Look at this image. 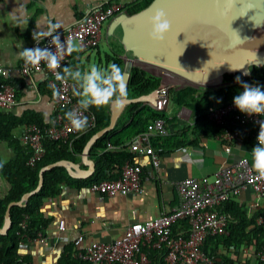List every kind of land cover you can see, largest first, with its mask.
<instances>
[{
  "label": "trees",
  "instance_id": "16d2710c",
  "mask_svg": "<svg viewBox=\"0 0 264 264\" xmlns=\"http://www.w3.org/2000/svg\"><path fill=\"white\" fill-rule=\"evenodd\" d=\"M152 1L141 0L132 9H129L128 13L133 14L142 10ZM106 59L107 63H116L123 69L125 68V59L117 54H108ZM237 76H240L245 83L264 86V67L254 66L251 76L227 74L224 83L219 87H198L190 84L181 87L172 85L169 89V104L164 110H157L147 102L127 105L114 129L106 132L91 146L89 155L96 163L95 171L91 176L76 178L69 173L66 167L56 166L44 173L43 186L28 199L26 206L12 207L11 228L7 234H0V263L32 264L27 257L19 253L21 237L17 231L20 230V223L27 220L26 231L30 236H35L39 231L44 232L49 219L44 217L42 207L47 199L57 198L64 187L89 190L97 182L117 178L127 161L139 163L135 161V158L140 144L144 148L150 144L162 161L166 155L186 146L200 144V140L204 138L217 137L222 131L228 129L226 128L228 126L233 128L230 125L221 126L213 122L209 118L208 110L217 103L235 97L243 90L242 85L236 82ZM4 82L12 84L17 94L15 80L0 76V87ZM162 86L161 76L140 65H135L131 68L127 95L135 97L148 94ZM48 89H52L49 84ZM73 96L78 98L74 92ZM172 105L177 108L190 109L193 114L192 124L180 127L176 120V113L170 115L167 112ZM88 110L96 116L94 127L67 142L45 135L43 139L45 154L35 165H30L28 163L31 156L30 150L21 140L14 137V129L29 123H37L41 127L51 124H47L43 115L33 110L17 117L9 110L0 107V140L12 142L18 153L15 160L2 161L0 159V174L10 183L7 194L0 196V227L4 224L8 204L21 199L26 192L38 186L39 173L43 166L63 159L79 162L88 140L97 131L109 125L110 105L100 108L92 106ZM158 119L165 120L169 133L166 135L153 134L148 143L143 139V135L153 132L154 124ZM239 139H243L251 146V149L257 144L255 137L242 135ZM144 170L146 169L144 168ZM237 197H230L222 205L223 210L229 215L228 233L209 236L203 243L202 249L213 259L214 264H264V261L259 258V251L264 245V226L258 222L259 217H264V209L249 215L244 207L237 202ZM185 224V221H180L174 225L173 230L177 231L185 227ZM147 247L142 246V250L149 253L150 261L147 264H166L168 250L165 244L157 248L148 244ZM244 248L248 250L245 251ZM58 264H85V262L81 258L75 259L73 249L69 246L66 247Z\"/></svg>",
  "mask_w": 264,
  "mask_h": 264
},
{
  "label": "crops",
  "instance_id": "0c3cea01",
  "mask_svg": "<svg viewBox=\"0 0 264 264\" xmlns=\"http://www.w3.org/2000/svg\"><path fill=\"white\" fill-rule=\"evenodd\" d=\"M140 1L0 0V66L7 69L6 77L17 82V103L9 111L21 117L25 112L33 110L42 114L47 124L51 125L58 124L60 120L62 111L56 106L53 90L48 89V72L37 71L31 77H23L17 70L23 61L19 53L23 49L33 47L34 33L63 30L99 6L118 5L121 8L118 13H121L128 12ZM112 19L104 23L98 46L66 54L63 69L68 67L73 71L78 69L84 72L92 65L107 67L110 63L105 64L103 59L109 53L101 47L104 40L112 53L121 55L125 59L124 46L115 36L108 34ZM108 35L118 44H112ZM73 42L78 45L76 41ZM171 107L173 112L170 115L176 113L180 127L192 124L193 114L190 109L189 118H185L182 112L186 107L177 108L174 105ZM24 128L25 124L15 128L14 137L20 140ZM140 145L136 151L135 161L141 163L146 169L144 171H147L150 169V159L147 150ZM194 146L198 148L197 153L192 150ZM194 146H186L166 155L162 159L157 176L143 181L141 194L115 195L100 202L88 189L64 187L57 198L47 199L42 207L44 217L49 219L44 229L47 237L45 242L20 243L19 253L27 257L32 264H58L66 247L70 246L73 249V257L79 260L84 249V244H75L79 235H83L86 242L112 241L120 237L130 223L156 218L176 206L179 203V193L176 188L178 181L192 176L213 175L241 157L249 156L251 152V146L243 139L224 142L217 137H211L200 140V144ZM228 148L230 152H227ZM17 154L12 142L0 140L2 161L15 160ZM75 163L81 169L88 168L82 156L81 160ZM9 189L10 183L0 174V196L7 194ZM237 202L249 215L264 209V197H259L252 188L238 196ZM144 246L148 248L147 245Z\"/></svg>",
  "mask_w": 264,
  "mask_h": 264
},
{
  "label": "built area",
  "instance_id": "2783aa9c",
  "mask_svg": "<svg viewBox=\"0 0 264 264\" xmlns=\"http://www.w3.org/2000/svg\"><path fill=\"white\" fill-rule=\"evenodd\" d=\"M120 9L118 5L96 7L75 24L63 30H54L53 36L59 34L62 43L66 40L76 41L84 50L96 47L101 41L104 23L116 16ZM51 39L52 37H45L37 41L34 38L32 48H49L55 52L56 47L51 44ZM66 54L68 53L65 52L64 56ZM63 66L64 57L60 68L55 70L49 69L44 61L38 65H32L26 64L24 60L17 69L23 77H31L37 71H47L50 88L60 91V95L54 97L56 106L62 111L58 124L45 127L37 123L26 124L20 137L21 142L30 150L31 156L28 160L30 165H35L43 158L45 135L67 142L84 132L73 130L65 118L67 111L79 108V98L73 96V89L76 87L73 80L56 78L57 73L63 74ZM160 72L155 74L161 76L163 86L158 88L157 103L153 106L157 110H164L169 104L171 82L177 75L165 70ZM7 74V69L0 66V76L8 78ZM16 103L17 94L14 86L7 82L2 83L0 107L11 110ZM80 111L88 119L86 130L94 127L95 114L88 109ZM208 115L218 125L233 126V128L226 127L228 129L217 135V138L224 142H233L242 135L255 137L257 140L260 130L259 121H264V116L241 112L234 105V97L211 106ZM156 133L160 135L169 133L164 119H158L154 124L153 132L145 133L143 139L149 143L150 137ZM145 149L150 159V169L144 171L141 164L127 161L117 178L97 182L89 188V192L95 194L100 202L115 195L141 194L143 181L155 178L162 163L160 156L150 144ZM197 149L196 146L192 147L195 153L198 152ZM227 152H230V148ZM176 188L179 193V203L170 211L163 212L156 218L130 223L124 233L112 241L86 242L84 236L79 235L75 244H84L81 258L85 264H147L150 261L149 253L143 251L142 246L148 244L154 248L166 245L168 250L166 264H214L213 259L203 251L202 245L211 235L228 233L229 215L223 210V203L230 197L240 196L249 188H252L259 197H264V178L259 177L254 169L250 152L249 156L241 157L213 175L192 176L180 180L176 183ZM180 221H185V227L174 231V225ZM258 222L264 226V217H259ZM27 225V220H23L20 223V230L17 231L22 244L45 242L47 237L44 232L39 231L35 236H30L26 231ZM244 250L248 249L244 248ZM259 258L264 261V245L259 251Z\"/></svg>",
  "mask_w": 264,
  "mask_h": 264
},
{
  "label": "water",
  "instance_id": "95a60500",
  "mask_svg": "<svg viewBox=\"0 0 264 264\" xmlns=\"http://www.w3.org/2000/svg\"><path fill=\"white\" fill-rule=\"evenodd\" d=\"M158 9L165 10L171 22V30L162 42L149 35L150 18ZM108 34L124 46L127 92L135 65L172 72L190 85L219 87L227 74L249 77L252 67H264V0H153L136 13L114 16ZM158 94V88L135 97L126 94L122 107L112 104L109 125L97 131L84 147L82 157L88 168L81 169L66 159L43 166L38 186L8 204L0 234H7L11 228L12 207L26 206L28 199L41 189L46 171L64 166L76 178L91 176L96 168L95 161L89 158L91 146L114 129L127 105H155Z\"/></svg>",
  "mask_w": 264,
  "mask_h": 264
},
{
  "label": "clouds",
  "instance_id": "9594fccd",
  "mask_svg": "<svg viewBox=\"0 0 264 264\" xmlns=\"http://www.w3.org/2000/svg\"><path fill=\"white\" fill-rule=\"evenodd\" d=\"M150 24L149 35L154 41L162 42L171 30V22L163 9L156 10L150 18ZM53 32L55 31L34 33V38L40 41L45 37H52L51 44L55 45L56 51L40 47L23 49L19 54L26 64L38 65L44 61L49 69L55 70L60 68L65 52L71 54L73 51L82 50V45H77L72 40L62 43L60 35L53 36ZM244 74L247 75V73ZM56 78L58 80L71 78L76 84L73 91L79 97V108L67 111L65 118L71 128L79 132L85 131L88 127V119L80 111L81 109L87 110L92 106L100 108L112 104L122 107L127 94L125 70L116 63H111L105 68L92 65L84 72L64 67L63 74L57 73ZM235 79L238 84L242 85L243 90L234 97V105L243 113L264 116V86L245 83L240 76ZM59 95V89H53V96ZM259 125L258 143L252 148L251 155L254 169L259 177L264 178V121H259Z\"/></svg>",
  "mask_w": 264,
  "mask_h": 264
},
{
  "label": "rangeland",
  "instance_id": "374dc122",
  "mask_svg": "<svg viewBox=\"0 0 264 264\" xmlns=\"http://www.w3.org/2000/svg\"><path fill=\"white\" fill-rule=\"evenodd\" d=\"M108 36H109V35H108ZM109 38H110V41L112 40V41H111L112 44H118V43L115 41V39H113L112 36H109ZM108 46H109V45H108V43L106 42V40H104L103 43L101 44L102 50L108 52L109 54H114V53H112V52L110 51V49L108 48ZM117 55H118V54H117ZM119 56H121V55H119ZM104 57H105V56H104ZM103 62L106 64L107 59L104 58V59H103ZM148 69H149L150 71H152L153 73H161V72H160V69L158 70V68H156V67H150V68H148ZM186 84H187V82H186L184 79L180 78L179 76L175 77V79L172 80V82H171V85H180V86H183V85H186ZM167 112H168V113H172V112H173V108H172V107H169L168 110H167ZM190 114H191V111H190L188 108H186L185 111L182 112V116L185 117V118H189Z\"/></svg>",
  "mask_w": 264,
  "mask_h": 264
},
{
  "label": "flooded vegetation",
  "instance_id": "af4514ba",
  "mask_svg": "<svg viewBox=\"0 0 264 264\" xmlns=\"http://www.w3.org/2000/svg\"><path fill=\"white\" fill-rule=\"evenodd\" d=\"M150 71V70H149ZM152 72V71H151Z\"/></svg>",
  "mask_w": 264,
  "mask_h": 264
}]
</instances>
